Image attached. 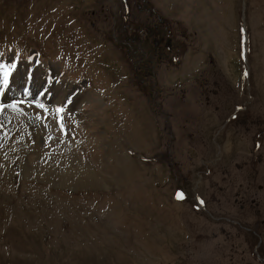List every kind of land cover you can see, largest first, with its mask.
I'll use <instances>...</instances> for the list:
<instances>
[{
    "label": "rangeland",
    "instance_id": "374dc122",
    "mask_svg": "<svg viewBox=\"0 0 264 264\" xmlns=\"http://www.w3.org/2000/svg\"><path fill=\"white\" fill-rule=\"evenodd\" d=\"M0 66V264H264V0H0Z\"/></svg>",
    "mask_w": 264,
    "mask_h": 264
},
{
    "label": "flooded vegetation",
    "instance_id": "af4514ba",
    "mask_svg": "<svg viewBox=\"0 0 264 264\" xmlns=\"http://www.w3.org/2000/svg\"><path fill=\"white\" fill-rule=\"evenodd\" d=\"M145 42L148 39L147 37H143ZM128 46L129 43H126ZM135 63L139 64L140 66L144 68L151 69L150 67L153 65L156 59L163 57L161 48L158 47V44L156 42L144 44H137L135 43ZM164 52V51H163ZM155 58V60H153ZM149 61V62H148ZM149 63V65H148Z\"/></svg>",
    "mask_w": 264,
    "mask_h": 264
},
{
    "label": "snow or ice",
    "instance_id": "6c2138e0",
    "mask_svg": "<svg viewBox=\"0 0 264 264\" xmlns=\"http://www.w3.org/2000/svg\"><path fill=\"white\" fill-rule=\"evenodd\" d=\"M3 66H0V68H2ZM4 83L6 84L7 81L5 79ZM5 107H12V108H16V104H12V105H0V112L3 111V109ZM39 107H43V105H39ZM57 111H63V109H58ZM183 198V194L182 193H178L177 194V199H182Z\"/></svg>",
    "mask_w": 264,
    "mask_h": 264
},
{
    "label": "bare ground",
    "instance_id": "6f19581e",
    "mask_svg": "<svg viewBox=\"0 0 264 264\" xmlns=\"http://www.w3.org/2000/svg\"><path fill=\"white\" fill-rule=\"evenodd\" d=\"M62 99V98H61ZM61 99H59V100H61ZM54 100V99H53ZM57 101V100H56ZM51 169V168H50ZM50 171V170H49ZM90 173V172H89ZM88 172H85L84 173V175H85V177H89V176H91L90 174H89Z\"/></svg>",
    "mask_w": 264,
    "mask_h": 264
}]
</instances>
